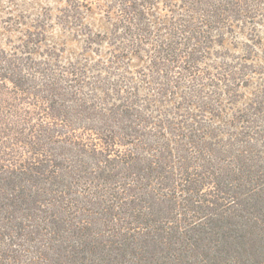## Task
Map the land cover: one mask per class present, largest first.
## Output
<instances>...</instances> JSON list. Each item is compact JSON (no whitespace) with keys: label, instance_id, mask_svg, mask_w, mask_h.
I'll return each mask as SVG.
<instances>
[{"label":"trees","instance_id":"trees-1","mask_svg":"<svg viewBox=\"0 0 264 264\" xmlns=\"http://www.w3.org/2000/svg\"><path fill=\"white\" fill-rule=\"evenodd\" d=\"M114 2L106 61L0 48V264H264V79L228 119L255 62L197 71L247 0Z\"/></svg>","mask_w":264,"mask_h":264},{"label":"rangeland","instance_id":"rangeland-1","mask_svg":"<svg viewBox=\"0 0 264 264\" xmlns=\"http://www.w3.org/2000/svg\"><path fill=\"white\" fill-rule=\"evenodd\" d=\"M153 1L156 4L154 10L160 17L169 12L172 4L180 2ZM247 4V17L229 22L221 34L214 37L224 44L216 46L197 66V71L221 74V68L229 64L255 62L256 68L252 69L259 72H247V76L240 73L234 82L235 91L225 93L231 104L225 102L226 97H223L228 119L236 109H243L250 103L254 95L259 93L264 79V0H247ZM114 5V0H0V48L7 51L16 49L22 46L27 37L31 38L29 36L32 33L33 38L45 39L41 44V51L45 55L58 56L64 64L77 60L83 62L86 57L91 61H106L117 52L118 46L112 32L116 15ZM78 15L81 22L77 20ZM35 55L39 56L38 53ZM140 63L135 59L130 70L142 71L141 74L145 72L139 67L144 63ZM179 87L182 86L175 84L170 87L168 98L171 101L166 105L182 103L186 109L194 110L191 105L193 99H183L188 93L185 94L187 90L183 91ZM223 89L219 85L215 87L217 96ZM145 91L142 88L141 93Z\"/></svg>","mask_w":264,"mask_h":264}]
</instances>
